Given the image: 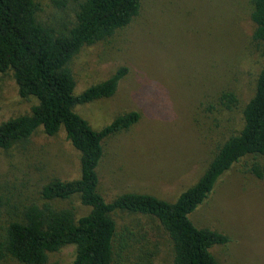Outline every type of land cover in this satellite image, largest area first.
<instances>
[{
	"label": "rangeland",
	"instance_id": "1",
	"mask_svg": "<svg viewBox=\"0 0 264 264\" xmlns=\"http://www.w3.org/2000/svg\"><path fill=\"white\" fill-rule=\"evenodd\" d=\"M140 2L141 11L129 26L84 47L69 63L75 95L121 67L128 69L112 98L77 106L75 112L96 131L124 113L140 115L128 131L103 141L98 190L107 202L139 193L173 203L241 129L261 59L251 40L250 0ZM38 3L37 19L44 25L61 30L73 20L72 5L59 10L49 0ZM226 91L237 97L229 110L218 104ZM35 103L18 97L10 73L0 74V123L28 114ZM256 160L264 166L263 158ZM251 162L236 164L190 215L197 227L230 238L228 246L214 250L222 264H264V184L246 173ZM78 176L79 154L63 130L48 137L39 129L25 143L0 149V195L9 210L35 201L51 179ZM72 206L78 216L86 211L76 199ZM111 216L117 227L112 264H172L171 244L156 221L126 212ZM74 252V246H65L49 254L46 264H71Z\"/></svg>",
	"mask_w": 264,
	"mask_h": 264
},
{
	"label": "trees",
	"instance_id": "2",
	"mask_svg": "<svg viewBox=\"0 0 264 264\" xmlns=\"http://www.w3.org/2000/svg\"><path fill=\"white\" fill-rule=\"evenodd\" d=\"M49 1L59 10L73 6V20L61 30L38 21L39 0H0V74L10 73L19 98L36 101L28 114L0 123V149L25 143L39 129L48 137L63 130L79 154V176L68 181L51 179L39 189L35 201L16 211L9 210L0 195V217L4 215L0 218V264L8 259L46 264L49 254L69 245L75 247L71 264H112L117 227L111 215L115 212L156 221L171 244L172 264H222L214 250L228 246L230 238L197 227L190 215L242 160L252 158L245 171L264 184V166L256 160L264 159V0H250L251 40L259 51L261 68L254 94L242 110V127L223 142L197 182L173 203L139 193H124L107 202L98 190L103 141L128 131L140 115L124 113L96 131L75 112L77 106L112 98L128 69L121 67L107 80L75 95L69 63L84 47L129 26L141 11L140 0ZM218 104L229 110L237 97L222 92ZM73 199L86 209L80 216ZM65 202L69 205L62 206Z\"/></svg>",
	"mask_w": 264,
	"mask_h": 264
}]
</instances>
